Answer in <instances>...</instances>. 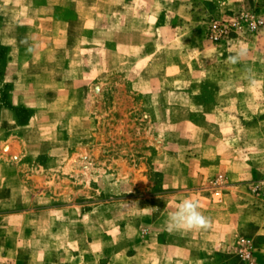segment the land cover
Here are the masks:
<instances>
[{
  "label": "rangeland",
  "instance_id": "obj_1",
  "mask_svg": "<svg viewBox=\"0 0 264 264\" xmlns=\"http://www.w3.org/2000/svg\"><path fill=\"white\" fill-rule=\"evenodd\" d=\"M10 4L0 0V27L16 19ZM190 10L199 41L179 44L188 55L177 65L163 43L150 66L118 42L64 76L41 43L22 61L0 43V149L12 137L21 169L8 173L34 183L1 188L0 211L33 212L0 220V264H264V235L248 232L249 216L264 222V0H192ZM24 192L44 194L30 204ZM185 198L207 230L166 229ZM24 230L34 243L18 245Z\"/></svg>",
  "mask_w": 264,
  "mask_h": 264
},
{
  "label": "crops",
  "instance_id": "obj_2",
  "mask_svg": "<svg viewBox=\"0 0 264 264\" xmlns=\"http://www.w3.org/2000/svg\"><path fill=\"white\" fill-rule=\"evenodd\" d=\"M191 3L192 0H11L12 9L18 13L15 20L3 19L0 27V43L7 46L10 60L13 57L21 61L36 57V47L38 43H41L42 48L39 51L55 54L60 59V75L64 76L74 73L75 63L84 67L86 57L88 59L97 58L92 54V51H97L98 46L109 53L116 51L113 43L118 42L124 43V45L125 43L129 44L130 41L134 42L136 53L133 56L136 63L147 62L150 66L155 64L157 54L159 55L158 51L161 47L156 48L157 44L163 43L164 51L172 55L169 60L174 61V64L177 65L180 62L183 63V57L188 55V51H184L185 54L182 53V45L179 44L199 41L197 37H194L192 23L188 24L191 20ZM9 27L16 34H8L6 29ZM118 36H120L119 39ZM116 49L118 50V46ZM84 53H88V55ZM202 53L203 51H200L193 56L192 59H195L192 61L193 68H195L194 65H197V60L203 61L205 58ZM196 67L194 72L202 70L200 65ZM85 70L83 69V73ZM218 90L222 91L221 88ZM33 118L29 124L33 122ZM11 138L1 144L0 192L5 189L9 192V183L19 187L20 184L17 181L28 188H34V183L27 180H16L13 174L8 173V170L12 168L13 171H17V175L21 169V166L12 157L16 142ZM22 140L23 138L18 141V145ZM194 183L195 179L186 178L183 189L187 193L192 192L185 187H196V183ZM173 187L177 188L178 186ZM42 194L44 193L42 192ZM23 195L24 200L30 204L37 197L43 198L41 195H34L33 192H28V194L24 192L18 197L22 198ZM28 210L0 211V220L4 217H29L33 210ZM44 210L46 209H42L40 212L43 214ZM56 210L59 211V209ZM252 210H254L252 213L260 214L255 208ZM155 214L160 219V213L158 214L156 211ZM249 220L248 232L250 235L253 237L264 235V222L255 216H249ZM10 231L9 229L5 235L10 236L9 234H12ZM23 235L18 239V245L24 243L26 239L30 243L35 242V234L24 230ZM9 240L10 238H8V244L11 242L9 248L13 250L15 240ZM260 248L264 253V239ZM5 251L9 252L8 249ZM33 252L38 253V250H33ZM37 258L39 259V256ZM28 264L50 263L48 260L41 262L34 260Z\"/></svg>",
  "mask_w": 264,
  "mask_h": 264
},
{
  "label": "clouds",
  "instance_id": "obj_3",
  "mask_svg": "<svg viewBox=\"0 0 264 264\" xmlns=\"http://www.w3.org/2000/svg\"><path fill=\"white\" fill-rule=\"evenodd\" d=\"M245 54L246 48H241L235 55L228 57V62L235 64ZM210 224V218L200 211L198 202L191 198L180 201L175 209L168 213L165 221L168 231L207 230Z\"/></svg>",
  "mask_w": 264,
  "mask_h": 264
},
{
  "label": "built area",
  "instance_id": "obj_4",
  "mask_svg": "<svg viewBox=\"0 0 264 264\" xmlns=\"http://www.w3.org/2000/svg\"><path fill=\"white\" fill-rule=\"evenodd\" d=\"M213 28L217 30L218 26L214 25ZM218 32H222V31L219 29ZM219 36L220 35L216 33V34H214L213 39L214 40H218ZM262 196L264 198V191L262 193ZM242 241L244 243V246H246L247 241H245V240H242ZM240 253H241V255L243 256L244 259L252 261L251 254H250V252L247 249H245V248L243 250L241 249Z\"/></svg>",
  "mask_w": 264,
  "mask_h": 264
}]
</instances>
